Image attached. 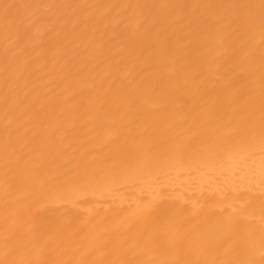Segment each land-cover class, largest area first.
<instances>
[{
	"label": "bare ground",
	"instance_id": "1",
	"mask_svg": "<svg viewBox=\"0 0 264 264\" xmlns=\"http://www.w3.org/2000/svg\"><path fill=\"white\" fill-rule=\"evenodd\" d=\"M0 264H264V0H0Z\"/></svg>",
	"mask_w": 264,
	"mask_h": 264
}]
</instances>
